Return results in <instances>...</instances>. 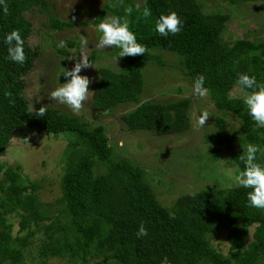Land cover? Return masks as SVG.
<instances>
[{
  "label": "trees",
  "instance_id": "trees-1",
  "mask_svg": "<svg viewBox=\"0 0 264 264\" xmlns=\"http://www.w3.org/2000/svg\"><path fill=\"white\" fill-rule=\"evenodd\" d=\"M231 3L248 0H229ZM8 14L0 6V155L22 127H36L58 136L72 133L74 139L65 152L61 175V194L53 202L38 196V184H26L18 168L8 167L0 177V264H27L24 248L37 232L44 238L39 246L40 264L53 257L81 264H264V209L251 207L247 193L252 189L237 185L202 188L178 196L169 207L161 205L144 170L124 157L113 154L102 125L87 128L77 116L56 107H46L44 117L32 113L23 95V77L32 69L36 51L27 42L32 23L25 12L34 7L47 12L53 30L87 24L53 17L47 0H6ZM132 6L131 15L125 13ZM144 7L151 9L143 17ZM109 11L126 18L137 41L147 49L144 55L125 56L121 71L99 67L91 100L94 109H107L119 103L137 101L143 85V68L150 61L164 66L153 49L177 54L181 72L194 83L205 77L204 87L212 104L223 114H231L241 125L235 132L218 136L217 141H235L237 152L231 160L240 173V159L249 143L258 145L257 162L264 165V128L249 115L243 97L231 96L238 76L247 73L264 83V39L237 37L224 40L229 15L207 12L197 0H144L139 8L132 0H110L92 20L98 24ZM175 11L181 31L161 36L155 22L162 13ZM18 30L24 39L26 61L17 64L8 58L5 36ZM72 45L73 43H69ZM67 54L66 50H59ZM118 55L119 49L114 48ZM92 58V56H90ZM62 74V79H64ZM249 93L250 89H242ZM190 99L144 101L122 114L127 130H147L159 135L184 132L189 127ZM217 123L222 126L223 118ZM54 208V209H53ZM18 217L21 236L11 235L7 218ZM141 223L148 234L138 237ZM254 230L250 233V226ZM226 230L227 254L216 249L209 239L212 231ZM251 236L247 242L246 239Z\"/></svg>",
  "mask_w": 264,
  "mask_h": 264
},
{
  "label": "rangeland",
  "instance_id": "rangeland-1",
  "mask_svg": "<svg viewBox=\"0 0 264 264\" xmlns=\"http://www.w3.org/2000/svg\"><path fill=\"white\" fill-rule=\"evenodd\" d=\"M143 1L132 0V5H141ZM197 1L207 12L221 11L229 15L222 34L224 40L237 37L264 39V0L237 3H231L229 0ZM108 2L110 0H47L49 12L53 17L87 22L61 30H53L48 25L45 10L34 7L25 12L32 23L27 42L36 51L34 65L23 77V95L30 108L56 107L62 112L77 116L89 129L102 125L113 154L128 159L144 170L145 179L150 183L161 205L169 207L178 196L202 188L236 185L235 177L240 171L231 160L230 153L237 152L238 146L235 141L218 142L217 137L231 132L241 136L240 122L231 114L220 112L212 104L209 94L203 98L193 95V83L181 72L177 54L159 49L152 50V53L160 57L164 66L150 61L143 68V85L137 101L123 102L101 110L91 107L92 94L99 80L98 68L107 67L121 71L125 65L122 58H117L114 47L96 46L101 34L96 30L98 24H94L92 20ZM106 16L113 14L109 11ZM82 40L87 41L86 47H82ZM61 41H64V47L58 46ZM60 49L66 50L67 54L61 53ZM81 51L88 56L92 64L80 73L90 79V92L89 99L81 111L74 113L67 105L51 100L49 94L68 79H62V74L74 67L76 61L81 58ZM230 94L243 97L247 93L239 84H235ZM181 98L190 99L189 127L184 132L159 135L147 130L129 131L121 120L122 114L133 110L141 102H165ZM203 111H208L210 116L202 128H197L196 121ZM218 118H223L222 126L218 125ZM73 137L72 133L53 136L36 127L15 130L4 153L0 155V177L8 167L18 168L26 184H38L39 199L46 203L53 202L61 194L60 179L65 168V152ZM7 220L11 223L12 236L25 233L19 230L16 215L8 217ZM254 226H250V233L253 232ZM43 238L42 232H37L30 239L31 243L24 248L23 254L27 264H40L38 251ZM209 239L216 249L227 254L225 229L212 231ZM250 239L251 236L246 241ZM45 261L47 264H81L61 257Z\"/></svg>",
  "mask_w": 264,
  "mask_h": 264
},
{
  "label": "clouds",
  "instance_id": "clouds-1",
  "mask_svg": "<svg viewBox=\"0 0 264 264\" xmlns=\"http://www.w3.org/2000/svg\"><path fill=\"white\" fill-rule=\"evenodd\" d=\"M0 6L3 7L4 14H8V5L6 0H0ZM139 8V5H137ZM125 13L131 15L132 8L126 7ZM152 15L151 9L144 7L142 16L147 18ZM182 21L175 11L162 13L155 22V31L161 36H168L169 33L176 35L181 31ZM96 30L101 34L97 43L98 48H118V57L144 55L146 47L137 41L136 35L130 30L129 22L126 18L119 16H105ZM4 42L8 45V58L17 63L24 64L26 55L24 51V39L18 30H13L5 36ZM82 47L87 46V41H81ZM59 47H64V41H61ZM81 58L76 61L73 68L65 70L63 75L68 78L60 86L56 87L49 94L51 100L58 101L67 105L74 113H79L84 103L89 99L90 79L81 75L82 69L92 66L88 56L81 51ZM205 77L199 75L193 83V95L203 98L207 96L208 89L204 87ZM238 83L241 89H250L251 91L243 96V103L246 105L249 115L256 124L264 128V83H258L254 76L247 73H241L238 76ZM31 109L29 113H32ZM36 111L38 117H44L47 109L41 106ZM210 116L208 111H203L197 121L196 127L202 128ZM121 146H123L121 144ZM261 149L258 145L249 143L244 149V154L240 159L244 163V170L235 177V183L238 187L252 189L247 193V198L251 207L264 209V165L257 162V153ZM148 234L147 228L143 223L139 226L137 236L143 237ZM161 264H170L165 256Z\"/></svg>",
  "mask_w": 264,
  "mask_h": 264
}]
</instances>
